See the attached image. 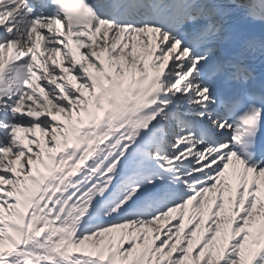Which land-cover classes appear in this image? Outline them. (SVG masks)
Returning <instances> with one entry per match:
<instances>
[{
	"label": "snow or ice",
	"instance_id": "snow-or-ice-1",
	"mask_svg": "<svg viewBox=\"0 0 264 264\" xmlns=\"http://www.w3.org/2000/svg\"><path fill=\"white\" fill-rule=\"evenodd\" d=\"M0 264H264V0H0Z\"/></svg>",
	"mask_w": 264,
	"mask_h": 264
}]
</instances>
